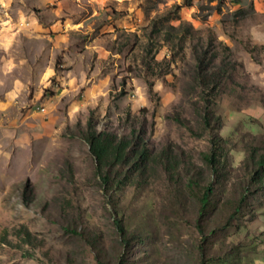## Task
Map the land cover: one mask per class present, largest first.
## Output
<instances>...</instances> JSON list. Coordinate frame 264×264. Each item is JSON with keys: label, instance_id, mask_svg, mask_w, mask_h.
Segmentation results:
<instances>
[{"label": "rangeland", "instance_id": "1", "mask_svg": "<svg viewBox=\"0 0 264 264\" xmlns=\"http://www.w3.org/2000/svg\"><path fill=\"white\" fill-rule=\"evenodd\" d=\"M153 21L187 34L154 72L143 60ZM195 43L217 68L231 62L218 90H203ZM0 80L22 84L19 116L0 121L25 128L15 144L0 124V264H264V188L232 205L264 150V0H0ZM91 129L146 156L109 162L106 182ZM215 131L220 177L205 159ZM192 175L216 179L204 241Z\"/></svg>", "mask_w": 264, "mask_h": 264}, {"label": "trees", "instance_id": "2", "mask_svg": "<svg viewBox=\"0 0 264 264\" xmlns=\"http://www.w3.org/2000/svg\"><path fill=\"white\" fill-rule=\"evenodd\" d=\"M171 27H176L174 25H169ZM171 29V28H170ZM168 27L163 28L158 25L156 21H153L152 29L148 34V41L144 43V51L145 55L143 56V60L147 65L148 69L154 72L158 67L157 63H159L158 59H156V55L161 50V48L166 44L170 48V50H174L176 45L185 46L187 42V34L179 35L177 30L175 32L171 31ZM160 39L164 41H160ZM203 43L200 46L203 47ZM210 47L205 49L200 53L198 45L195 43L193 46V51L195 56L199 61L200 64H204L206 69L204 71L199 72V80L201 85L203 86V90H218L220 88V84L222 80L228 77V66L231 64L229 60L226 59V56L222 57V65L220 68L216 67L215 63H212L214 58L217 56V52L211 51ZM204 56V57H202ZM211 120L210 118L206 117V124L208 127H211ZM91 126L92 123H89ZM94 128V127H93ZM87 140L90 144L91 151L96 157V160L99 164L101 170L100 175L102 178L108 182L110 181V176L107 172H103L102 167L107 166L109 162L111 165H115L118 162H126V164H130V160L132 158L134 161H138L143 159L146 156V149H137L133 151V155H128V148L131 145V139H127V141H119L115 140V137L109 134L106 131H97L96 129H91L89 135L87 136ZM210 150L206 153L205 159L211 169L213 175L220 177L223 174V171L226 167V156H227V149L225 146V139L219 134L218 131H215L210 139ZM253 168L249 172L250 176L245 181L242 186V193L241 197L235 196L232 199V205L234 211H238L242 205L240 200H243L248 196L249 193H256L258 190L264 188V150L257 155V151H253ZM131 158V159H130ZM134 174H137L138 171L133 169ZM112 180V178H111ZM216 179H212V181L202 182L200 177L197 175H192L189 177V184L191 186L200 187L201 191L198 194V199L200 203L199 207V228L201 233H203L202 241L206 238V233L203 228L202 221L205 219L208 214L213 210L215 207V185L214 181ZM234 216L231 215V218ZM117 226L124 237V241L129 243L131 237H128L127 231L124 227V224L121 220H117ZM18 235L23 236L25 241L34 242L33 237L34 235L32 232L27 228L26 225H21L18 230ZM4 240L8 241L5 237ZM203 246V243H201ZM203 258H205V253L203 252ZM102 264H108L103 262Z\"/></svg>", "mask_w": 264, "mask_h": 264}, {"label": "crops", "instance_id": "3", "mask_svg": "<svg viewBox=\"0 0 264 264\" xmlns=\"http://www.w3.org/2000/svg\"><path fill=\"white\" fill-rule=\"evenodd\" d=\"M18 81L13 83L11 87H7L3 81L0 80V116H19L20 110L11 108V104H18L16 101V96L22 87ZM4 97L1 98V97ZM14 123V122H13ZM0 124L4 126L3 133L8 139L14 141L15 144L21 143L25 139V128L24 121L18 118L16 124L9 123V119H4L0 121ZM3 147L2 141L0 140V148ZM6 153L4 157H8L10 151L4 150Z\"/></svg>", "mask_w": 264, "mask_h": 264}, {"label": "built area", "instance_id": "4", "mask_svg": "<svg viewBox=\"0 0 264 264\" xmlns=\"http://www.w3.org/2000/svg\"><path fill=\"white\" fill-rule=\"evenodd\" d=\"M44 109V108H43Z\"/></svg>", "mask_w": 264, "mask_h": 264}]
</instances>
